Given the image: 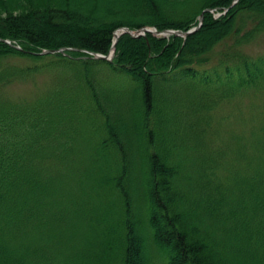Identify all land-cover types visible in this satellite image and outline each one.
Returning <instances> with one entry per match:
<instances>
[{"label":"trees","instance_id":"obj_1","mask_svg":"<svg viewBox=\"0 0 264 264\" xmlns=\"http://www.w3.org/2000/svg\"><path fill=\"white\" fill-rule=\"evenodd\" d=\"M233 1L0 4V264H264V0Z\"/></svg>","mask_w":264,"mask_h":264},{"label":"rangeland","instance_id":"obj_2","mask_svg":"<svg viewBox=\"0 0 264 264\" xmlns=\"http://www.w3.org/2000/svg\"><path fill=\"white\" fill-rule=\"evenodd\" d=\"M98 1L100 2L98 3ZM93 2L94 0H0V4L3 3L5 6H8L9 7L8 9H10V13H13V14L18 13L20 10L26 8L27 6H31V5L43 6L45 4H51V3L59 4V5L60 3H64L67 5H73L74 7L78 9H83V10L88 11L89 8L93 9V7H95L93 5ZM95 2L97 3L96 5L97 8L99 5H101L103 7L105 6L104 9L108 8V9H111L112 11H116L121 5L124 4V3L122 4V0H95ZM108 4H113L114 8L110 7ZM117 6L118 8H116ZM125 8H128V7H125ZM212 13L215 17H217L221 15L222 13H225V11L223 12L219 10L215 11L213 9ZM145 27L155 28L154 26H145ZM176 30H179V29H176ZM169 35L171 34L156 35V36L168 37ZM245 50L248 53H252V54L264 52V33L261 34L259 37H257L253 43L246 45ZM45 80H46L45 76L38 75L31 80L15 81L13 83H10L5 86L4 90L6 94H8V96H12V97L29 96L32 94L34 95L35 93L39 92V89L42 87L41 85L43 82H45Z\"/></svg>","mask_w":264,"mask_h":264},{"label":"water","instance_id":"obj_3","mask_svg":"<svg viewBox=\"0 0 264 264\" xmlns=\"http://www.w3.org/2000/svg\"><path fill=\"white\" fill-rule=\"evenodd\" d=\"M237 0H234V2H236ZM227 8H225V10H227ZM212 8H205L197 17V24L191 28H189L186 31L183 30H176V29H164V30H157L156 28H150V27H142L140 30H132L127 26H122L117 28L116 30H114V40L111 46V50L108 54L104 55V54H100V53H92L90 52V54L92 55L93 58L96 59H102V60H111L114 56V51H115V45L117 42V39L119 37V35L123 34V33H127L129 35H131L132 37H140L142 35H145L147 32L149 33H153L154 35H167V34H174V35H179V36H183L186 37L187 35L193 33L194 31L197 30V28L199 27V25L202 22L203 19V14L204 12H209L212 11ZM5 42L9 43V41L5 40ZM17 47V46H15ZM18 48V47H17ZM64 50H71L70 48L64 47V48H59V49H44L42 50L39 54H48V53H58V52H62Z\"/></svg>","mask_w":264,"mask_h":264},{"label":"bare ground","instance_id":"obj_4","mask_svg":"<svg viewBox=\"0 0 264 264\" xmlns=\"http://www.w3.org/2000/svg\"><path fill=\"white\" fill-rule=\"evenodd\" d=\"M2 41H5V40H7V41H9L10 42V45H13L14 47L15 46H17L18 48L20 47L18 44H13L10 40H8V39H1ZM7 43V42H6ZM9 44V43H8ZM16 47V48H17ZM62 48H64V47H62ZM65 51V50H64ZM64 51H62L61 53H64ZM41 52V51H40ZM40 52H38V54L40 53Z\"/></svg>","mask_w":264,"mask_h":264}]
</instances>
